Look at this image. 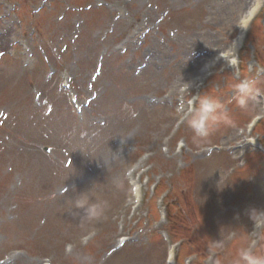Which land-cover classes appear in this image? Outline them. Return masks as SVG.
Returning <instances> with one entry per match:
<instances>
[{
  "label": "rangeland",
  "instance_id": "374dc122",
  "mask_svg": "<svg viewBox=\"0 0 264 264\" xmlns=\"http://www.w3.org/2000/svg\"><path fill=\"white\" fill-rule=\"evenodd\" d=\"M253 1L0 0L13 22L0 39V264H232L240 248L264 254L251 219L264 211V0L236 64L220 58ZM246 78L254 92L241 109L228 100ZM205 92L233 123L194 140L179 108ZM82 193L107 202L83 226ZM164 194L168 219L187 220L171 263L179 248L165 232Z\"/></svg>",
  "mask_w": 264,
  "mask_h": 264
},
{
  "label": "clouds",
  "instance_id": "9594fccd",
  "mask_svg": "<svg viewBox=\"0 0 264 264\" xmlns=\"http://www.w3.org/2000/svg\"><path fill=\"white\" fill-rule=\"evenodd\" d=\"M250 20H246L238 24L241 29L246 30L250 24ZM229 61V66L236 64V60L231 53L226 54ZM225 59V57H221ZM254 81L251 79H242L235 83L233 87V95L228 100V103L233 101L241 109H244L248 105L249 99L254 92ZM191 88V83H186V89ZM187 108L183 105L180 106V118L185 121L189 128L193 131V139L207 138L212 133L214 126L218 124H232V119L225 103L219 98L209 93H201L198 95H192L187 100ZM64 191H67L65 189ZM63 194V192L61 193ZM75 207L82 208L85 211V217L82 220V226L84 221L91 222L99 220L105 212L107 202L98 201L90 202L89 195L82 193L75 200ZM251 219L253 221L254 231L253 236L260 235V231L264 229V211L253 210L251 213ZM91 233L83 237V242L87 243ZM232 264H264V254H258L253 251L252 247L238 249Z\"/></svg>",
  "mask_w": 264,
  "mask_h": 264
},
{
  "label": "bare ground",
  "instance_id": "6f19581e",
  "mask_svg": "<svg viewBox=\"0 0 264 264\" xmlns=\"http://www.w3.org/2000/svg\"><path fill=\"white\" fill-rule=\"evenodd\" d=\"M260 6V1L254 0L245 10L244 14L241 17L240 23L246 20H251L253 16L256 14ZM239 23V24H240ZM13 22L10 18L7 17L6 14L0 13V39L2 37V40L6 41L8 38V35L10 34V31L13 29ZM244 29H241L239 27V33L238 36L233 40L232 44L230 45L229 49L225 53H221L222 57L226 56V54L231 53L234 55L242 46V43L244 41ZM2 41L0 40V43ZM220 56V57H221ZM41 82H39L38 85H40ZM16 86L20 87L17 83ZM20 91V90H19ZM97 96V95H94ZM258 195V193L255 194V196ZM14 259V258H13Z\"/></svg>",
  "mask_w": 264,
  "mask_h": 264
},
{
  "label": "trees",
  "instance_id": "16d2710c",
  "mask_svg": "<svg viewBox=\"0 0 264 264\" xmlns=\"http://www.w3.org/2000/svg\"><path fill=\"white\" fill-rule=\"evenodd\" d=\"M176 219H178V217H176ZM177 232H178V230H177Z\"/></svg>",
  "mask_w": 264,
  "mask_h": 264
}]
</instances>
